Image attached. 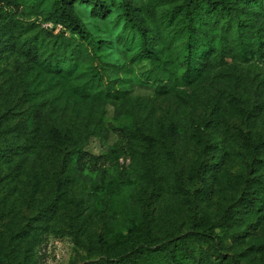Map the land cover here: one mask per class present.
Returning <instances> with one entry per match:
<instances>
[{
  "label": "rangeland",
  "instance_id": "obj_1",
  "mask_svg": "<svg viewBox=\"0 0 264 264\" xmlns=\"http://www.w3.org/2000/svg\"><path fill=\"white\" fill-rule=\"evenodd\" d=\"M104 1L110 13L102 18L92 15L91 0H68L97 43L89 46L94 66L115 87L102 104H82L57 90L40 93L53 85L37 63L52 53L43 34L58 36L60 26L39 15L38 0H0V264H104L99 204L70 166L78 152L98 159L88 176L109 186L107 216L116 231L141 225L160 242L191 234L206 217L219 253L196 247V259L264 264V210L252 196L264 185V151L253 149L264 142V61H227L214 76L204 71L157 89L142 75L150 63L132 59L133 49L118 41L119 0ZM36 111L47 135L37 165L20 154L27 139L19 133ZM99 127L108 130L103 143Z\"/></svg>",
  "mask_w": 264,
  "mask_h": 264
},
{
  "label": "trees",
  "instance_id": "obj_2",
  "mask_svg": "<svg viewBox=\"0 0 264 264\" xmlns=\"http://www.w3.org/2000/svg\"><path fill=\"white\" fill-rule=\"evenodd\" d=\"M91 1L94 17L103 18L110 13L104 0ZM135 1L119 0L116 20H123V26L117 35L118 41L133 49L132 59L150 63L151 68L142 75L157 89L188 83L204 71L214 76V71L225 67L227 61H264V0H144L138 8ZM38 2L39 15L49 13L45 20L62 30L58 36L43 34L44 39L50 40L47 45L51 46L52 53L48 61L38 58L37 63L42 69L43 81L53 85L40 92L41 95L48 97L57 90L60 99L82 104H102L111 98L115 89L111 77L105 68L94 66V54L89 49L97 43L73 15L68 0ZM57 75L62 78L54 84ZM219 77L218 74L216 79ZM42 118L41 112L36 111L20 126L19 133L27 139L20 154L30 164L37 165L45 151L47 135L40 129L39 119ZM125 132L122 130L129 139ZM96 133L102 143L108 137V130L103 127ZM257 148L264 151V142L259 140L253 144V149ZM97 160L78 152L70 158V166L77 177L90 182V198L99 204L98 214L104 221V231L98 240L102 263L211 264L207 254L197 259L193 256L195 248L202 246L210 248L213 254L219 253L214 225L206 217L191 234L160 242L148 240L141 225H131L125 234L116 231L107 216L109 186H98L96 178L88 176L95 171L92 169ZM87 167L90 171L84 172ZM252 196H255V206L264 210V185L256 188ZM248 197L240 198L239 204H245ZM225 217L232 218V213L227 211Z\"/></svg>",
  "mask_w": 264,
  "mask_h": 264
}]
</instances>
